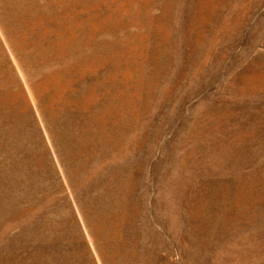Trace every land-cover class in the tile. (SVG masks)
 <instances>
[{
	"label": "rangeland",
	"instance_id": "rangeland-1",
	"mask_svg": "<svg viewBox=\"0 0 264 264\" xmlns=\"http://www.w3.org/2000/svg\"><path fill=\"white\" fill-rule=\"evenodd\" d=\"M0 264H264V0H0Z\"/></svg>",
	"mask_w": 264,
	"mask_h": 264
}]
</instances>
